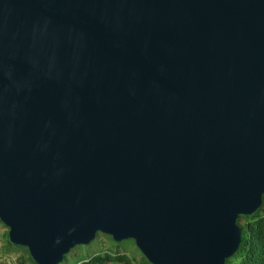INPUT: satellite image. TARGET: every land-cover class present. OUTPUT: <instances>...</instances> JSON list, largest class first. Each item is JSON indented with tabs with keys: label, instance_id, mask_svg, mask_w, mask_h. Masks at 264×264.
Returning <instances> with one entry per match:
<instances>
[{
	"label": "water",
	"instance_id": "obj_1",
	"mask_svg": "<svg viewBox=\"0 0 264 264\" xmlns=\"http://www.w3.org/2000/svg\"><path fill=\"white\" fill-rule=\"evenodd\" d=\"M264 202V0H0V221L34 264L98 233L226 264Z\"/></svg>",
	"mask_w": 264,
	"mask_h": 264
},
{
	"label": "trees",
	"instance_id": "obj_2",
	"mask_svg": "<svg viewBox=\"0 0 264 264\" xmlns=\"http://www.w3.org/2000/svg\"><path fill=\"white\" fill-rule=\"evenodd\" d=\"M236 223L241 231V241L235 255L228 259L226 264H264V202L262 207L255 214L250 216H239ZM5 237L10 247L14 249L26 248L13 245L8 239V230ZM123 241L118 242V244ZM25 250L27 251L28 257L23 258L19 264H34L28 249L26 248ZM141 257L142 262L140 264H150L143 255H141ZM107 263L136 264L134 258L132 259L128 257L126 253L120 251L114 253L103 252L99 253V255H93L82 260V264Z\"/></svg>",
	"mask_w": 264,
	"mask_h": 264
},
{
	"label": "rangeland",
	"instance_id": "obj_3",
	"mask_svg": "<svg viewBox=\"0 0 264 264\" xmlns=\"http://www.w3.org/2000/svg\"><path fill=\"white\" fill-rule=\"evenodd\" d=\"M8 228L0 221V264H19L23 258H27L26 248L14 249L9 246L5 234ZM120 251L126 253L128 257L135 259L136 264L142 262V253L138 249L134 240H124L118 244L112 236L107 234L98 233L96 238L87 245L75 246L60 264H82V260L87 259L93 255H99L103 252H116ZM30 264V263H29ZM113 264V263H107ZM120 264V263H115Z\"/></svg>",
	"mask_w": 264,
	"mask_h": 264
}]
</instances>
